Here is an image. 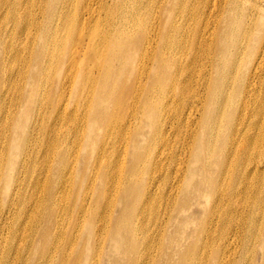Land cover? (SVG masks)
I'll return each instance as SVG.
<instances>
[{
	"label": "bare ground",
	"instance_id": "bare-ground-1",
	"mask_svg": "<svg viewBox=\"0 0 264 264\" xmlns=\"http://www.w3.org/2000/svg\"><path fill=\"white\" fill-rule=\"evenodd\" d=\"M0 264H264V0H0Z\"/></svg>",
	"mask_w": 264,
	"mask_h": 264
}]
</instances>
